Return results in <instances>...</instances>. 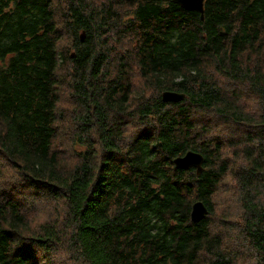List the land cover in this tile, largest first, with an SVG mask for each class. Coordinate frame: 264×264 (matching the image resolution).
<instances>
[{
  "label": "trees",
  "instance_id": "obj_1",
  "mask_svg": "<svg viewBox=\"0 0 264 264\" xmlns=\"http://www.w3.org/2000/svg\"><path fill=\"white\" fill-rule=\"evenodd\" d=\"M110 2L0 0V178L9 182L0 185V264H51L47 253L65 239L78 264H237L241 255L264 264V0H204L202 19L171 0H121L136 21L118 31L137 35L132 65L110 59ZM248 50L257 55L246 59ZM135 67L155 96L139 97L141 124L125 138ZM218 72L248 83L261 112L243 111ZM164 91L185 97L165 102ZM70 110L81 122L58 135ZM221 119L238 126L245 157L232 171L241 202L221 220L234 218L229 230L208 216L229 173L227 138L209 129ZM190 149L203 156L200 174L174 167ZM49 199L65 204L63 225L46 214L32 230ZM197 200L208 211L192 222Z\"/></svg>",
  "mask_w": 264,
  "mask_h": 264
},
{
  "label": "rangeland",
  "instance_id": "obj_2",
  "mask_svg": "<svg viewBox=\"0 0 264 264\" xmlns=\"http://www.w3.org/2000/svg\"><path fill=\"white\" fill-rule=\"evenodd\" d=\"M120 1L121 0H112V2H110V4H115L114 10L118 14L117 23L115 24V26H112V27L108 26L107 30L105 31L104 36H105V40L108 41L109 48L111 47L109 49V56H110L111 61L120 59L122 56L123 58H126L129 65H132L134 61L133 44L137 43L138 41L137 35L132 34V32H128L130 33L129 37H124L118 31L121 30L122 27H125L128 21H131L132 23L133 6L129 5L128 3H122ZM135 23L136 21L134 20L132 29L135 27ZM245 53L246 54L244 57L246 59L252 57L253 55H257V53L253 50H248ZM260 54H261L259 57L260 63L261 65H264V49L262 50ZM125 68L126 70H128L127 67ZM134 70L136 71L138 77L137 76H134L133 78L130 77V82L131 84H133L129 92L131 94V98L129 99L128 106L125 105L126 111L131 113L130 120H129L130 122L125 119L124 122L122 123L124 124V128H125L124 129L125 138L127 134L132 135V133L134 132L135 126L137 124L138 125L141 124L139 121H136V116L134 113L136 109L135 105L137 104L139 97L149 96L151 98L155 96V93H154L155 91L152 89L151 90L147 89L144 91L142 90V88L144 87L142 86L143 79L140 76L139 72L137 71L136 67L134 68ZM218 74H219L218 81H219L220 86L226 89L228 93H230L233 90L232 93L234 92L237 95V104L242 108L243 111H246L247 113H251L252 115H255V116L261 112L260 103L258 102L257 97L255 96L253 91L250 90L248 83L246 82L241 83L242 81H235L231 79L230 76H227L221 72H218ZM124 78H125V82L129 83V78L128 77H124ZM62 98L66 99V101L68 102V98L66 97V95L62 94ZM77 110H79V107ZM77 110H76V114H73L72 111L70 110L69 111L70 115L62 114L59 117V118H64L66 123H64L65 125L63 126L62 131L58 132V135H61L63 131L67 129V127L72 122L73 124L74 123L80 124L81 122L80 116L77 115ZM201 116L205 118V120L211 119L210 121H212L213 119L215 121L214 114L211 112L204 111V114H201ZM216 126L221 130V133L223 134V136L227 138L225 143L222 144V146L224 149V163L226 162L225 166H227V168L229 169V173L228 175L224 177L223 181L217 184L216 186L214 195L211 198L212 203H213V212L208 216L210 217V220L213 224L214 229L221 230L223 229L221 228V225H222L229 230V229L236 228L238 226L236 224H232L234 223V218H232V220L230 221V224L232 225L226 224V223L221 224V220H223V216L227 213H229L230 215H234V213L238 209L237 208L238 205L241 202V200L239 201L238 196H234V189L236 188V186L234 184V180H233L234 177L232 176V171L234 168L236 169L238 165H239L238 168H240L245 157L243 156V152H242L243 150L242 140L238 139V135H240L238 132V126L234 123H230L229 121H227V119H221L217 122H214L213 124H210L209 129L211 130V132L215 130L216 132L218 131ZM56 141L57 143L59 142L58 139ZM70 158L71 157L69 156L67 157V159H70ZM1 162H0V171H3V166ZM4 176L5 174L2 173L1 178H0V185L2 186H5L6 183H9L7 182L6 177ZM13 186H14L13 187L14 189L15 188L19 189V187L16 184H13ZM23 190L25 191L26 194H29L31 191L30 189L29 190L23 189ZM45 196H48V195H45ZM20 201L21 199L18 200V202ZM44 201L45 202L38 205L37 208L38 209L44 208L43 211L47 210L48 208H50V210L46 212L45 214L43 211H41L39 215H37L36 210H34L31 213L30 218H33L35 215H37L34 217V220L29 221V226L31 227L32 230H34L35 227L38 226L39 221H44V219L48 217V215L46 214H52L51 217L53 219L52 222L54 226H56V224L58 226L63 225V223H61L62 219L60 218L62 214H64L66 211V206L63 203V201L62 200L58 201V200H53V199H49V201L48 200L47 201L44 200ZM223 236L229 238V233L223 232ZM59 244H64V245H59ZM59 244L52 246L53 249L51 248V250L47 253V256L49 255L48 260L51 262V264H78V260L75 258L77 255H74L75 253L69 250V247L71 244L69 240L65 239L63 240V242ZM65 245H69L68 248ZM237 264H252V263L250 262L247 256L244 257L243 255H241L240 259L237 261Z\"/></svg>",
  "mask_w": 264,
  "mask_h": 264
},
{
  "label": "water",
  "instance_id": "obj_3",
  "mask_svg": "<svg viewBox=\"0 0 264 264\" xmlns=\"http://www.w3.org/2000/svg\"><path fill=\"white\" fill-rule=\"evenodd\" d=\"M176 2V1H175ZM203 2L204 0H183L177 2L180 7L188 10H194L199 12L200 18H203ZM84 37V32L80 34V40ZM73 55V54H72ZM165 93V92H164ZM162 94V100L165 102L176 103L183 100L185 95L178 92H168ZM203 156L198 151L187 150L184 154L178 155L173 159V163L176 168L187 169L189 167H194L196 174H200L203 170L202 167ZM207 207L201 200L194 201L191 205V221L197 222L205 217L207 214Z\"/></svg>",
  "mask_w": 264,
  "mask_h": 264
},
{
  "label": "bare ground",
  "instance_id": "obj_4",
  "mask_svg": "<svg viewBox=\"0 0 264 264\" xmlns=\"http://www.w3.org/2000/svg\"><path fill=\"white\" fill-rule=\"evenodd\" d=\"M173 3H175V4H177L178 6H179V4L177 3V2H181V1H183V0H171ZM176 1V2H175ZM182 8V7H181ZM184 9V8H183ZM118 35V34H117ZM113 43V42H112ZM107 44H108V42H107ZM115 44V43H114ZM116 46V45H115ZM115 46H113V47H115ZM111 48V47H110ZM109 48V49H110ZM117 48V47H116ZM123 48V47H122ZM108 49V50H109ZM120 50V49H119ZM118 51V50H117ZM113 54V53H112ZM115 54V53H114ZM119 58V57H118ZM165 92V93H164ZM164 92H162V94L164 93V94H166V93H168V92H172V91H164ZM175 92V91H174ZM161 99H162V95H161ZM163 101V100H162ZM180 101H182V100H180ZM179 102V101H178ZM202 141V140H201ZM198 143H199V141H198ZM209 145V144H208ZM212 149V148H211ZM243 151V150H242ZM241 152V151H240ZM174 164V163H173ZM174 167H175V165H174ZM196 173V172H195ZM191 211V210H190ZM190 219H191V216H190ZM193 222V221H192Z\"/></svg>",
  "mask_w": 264,
  "mask_h": 264
}]
</instances>
